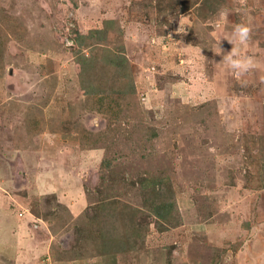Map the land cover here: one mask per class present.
I'll return each mask as SVG.
<instances>
[{
    "label": "rangeland",
    "instance_id": "rangeland-1",
    "mask_svg": "<svg viewBox=\"0 0 264 264\" xmlns=\"http://www.w3.org/2000/svg\"><path fill=\"white\" fill-rule=\"evenodd\" d=\"M145 1L0 0V193L74 264H264V0ZM104 19L131 69L87 94L74 31Z\"/></svg>",
    "mask_w": 264,
    "mask_h": 264
},
{
    "label": "trees",
    "instance_id": "trees-1",
    "mask_svg": "<svg viewBox=\"0 0 264 264\" xmlns=\"http://www.w3.org/2000/svg\"><path fill=\"white\" fill-rule=\"evenodd\" d=\"M151 1V0H149ZM151 3V2H150ZM143 0V7L147 9L148 6L151 7V4ZM148 11V10H147ZM148 14V13H147ZM119 21L116 19H104L102 28H94L88 30L86 33H81L80 31L75 30L74 41L77 43V46L81 48L77 53V63L79 64V76L81 89L84 93L87 94H99L104 93L106 88L95 89L94 85H97L88 77L91 72L96 67H113L118 72L124 71L121 73L123 77L129 75L131 69L130 63L125 55L124 45L122 44L117 49H110L104 43L107 42V32L112 30L114 26H117ZM90 41V42H89ZM89 44L90 53L84 54L81 51L84 46ZM135 90V84L131 83L130 92ZM102 96V95H100ZM142 186L158 188L159 193L164 190L163 187V178L162 177H153V178H144L141 181ZM261 187H264V183L261 184ZM158 201L153 203L152 214L160 220L168 219V215L171 212V207L175 205V198L172 192L167 198H158Z\"/></svg>",
    "mask_w": 264,
    "mask_h": 264
},
{
    "label": "crops",
    "instance_id": "crops-1",
    "mask_svg": "<svg viewBox=\"0 0 264 264\" xmlns=\"http://www.w3.org/2000/svg\"><path fill=\"white\" fill-rule=\"evenodd\" d=\"M8 200L0 193V264H74L73 259L54 256L53 236L37 231L42 224L32 225V220L40 221L37 215L11 210L6 206Z\"/></svg>",
    "mask_w": 264,
    "mask_h": 264
},
{
    "label": "clouds",
    "instance_id": "clouds-1",
    "mask_svg": "<svg viewBox=\"0 0 264 264\" xmlns=\"http://www.w3.org/2000/svg\"><path fill=\"white\" fill-rule=\"evenodd\" d=\"M251 29L246 24H237L233 29V36L240 42L246 43L250 38ZM221 63H227L229 69L236 75H242L254 66L252 57L241 55L238 48H233L224 55Z\"/></svg>",
    "mask_w": 264,
    "mask_h": 264
}]
</instances>
